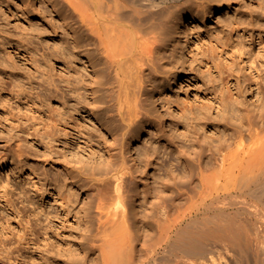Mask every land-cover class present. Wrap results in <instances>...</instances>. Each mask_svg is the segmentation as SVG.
I'll return each mask as SVG.
<instances>
[{
  "label": "rangeland",
  "instance_id": "obj_1",
  "mask_svg": "<svg viewBox=\"0 0 264 264\" xmlns=\"http://www.w3.org/2000/svg\"><path fill=\"white\" fill-rule=\"evenodd\" d=\"M2 1L0 264H102L99 251L92 247L97 240L117 242L134 231L141 242L149 239L158 231L153 219L157 203L181 201L193 180L185 176L183 162L178 163L175 146L188 142L183 133L192 116L189 111L200 107L209 111L211 106L208 114L214 123L207 127L211 135L229 125V132L246 128L248 115L263 108L264 85L258 77L254 82L251 71L255 67L264 74V0L173 2L172 17L162 30L165 40L155 52L161 56L156 63L165 72L146 69V77L158 75L153 77V91L151 86L145 90L150 121L138 117L129 128L132 138L125 135L128 128L118 114V94L104 98L97 89L92 50L79 47L86 37L79 32V15L75 18L73 9L60 0ZM149 46L141 40L138 51ZM229 81L234 92L240 86L249 114L221 109ZM131 84L133 88L134 78ZM223 117L226 125L220 121ZM250 142L248 138L245 145ZM154 149L157 159L148 165L146 155ZM123 157L132 171L126 188L134 231L121 226L116 192L112 186L104 187L102 179L107 176L100 173ZM100 196L105 206L102 230L96 213ZM243 220L246 225L256 223ZM243 239L245 243L247 237ZM263 246L264 242L257 251L261 253ZM249 247H241V264L253 262ZM262 255L264 263V251ZM222 256L216 251L206 255L217 261Z\"/></svg>",
  "mask_w": 264,
  "mask_h": 264
},
{
  "label": "bare ground",
  "instance_id": "obj_2",
  "mask_svg": "<svg viewBox=\"0 0 264 264\" xmlns=\"http://www.w3.org/2000/svg\"><path fill=\"white\" fill-rule=\"evenodd\" d=\"M60 1L73 9L75 18L79 15L82 25L79 32L86 33H80L86 37L79 41V47L90 49V52L92 50L94 66L98 67L96 85L101 96L106 98L113 96V92L118 94V114L126 123V128L129 129L133 124H137V118L142 115L145 121H150V116L145 115L150 111L146 107L148 99L145 90L151 86L148 89L153 91L154 82L156 83L154 78L158 75L146 77L145 71L152 67L151 70L156 73L165 72V69H159L161 65L156 61L159 62L161 56L155 52L161 48L160 42L165 40L162 30L172 17L171 8L175 0ZM24 11L27 12V9ZM1 12L3 14L4 11ZM1 28L0 26V31ZM144 39L150 46L145 52H140L138 43ZM138 54L139 59H137ZM129 62L132 66L128 64ZM146 65L148 66L145 68ZM254 70L256 68L252 67L251 76L253 79L256 78L254 82L257 84L258 78H261L260 82L264 85V74L256 70L258 73L255 76ZM133 78L135 86L131 88ZM237 80H239L238 76ZM244 83L247 86L248 80L245 79ZM231 84V81L226 84L228 97L222 99L221 109L230 108L236 114L242 111L249 114L248 108L242 101L243 91L239 86L238 91L234 92ZM261 89L264 93V86ZM200 108L198 113H196L198 110L189 111L192 116L186 123L187 132L183 133L188 138L186 139L188 142L185 141L184 146L183 144L181 146L175 141L177 148L175 149L179 153L178 163L183 162L185 176L193 180L181 193L183 194L181 201L171 204L167 201L157 203L153 216L158 227L157 234L141 242L142 239L137 238L136 232L131 227L133 224L130 223L126 183L132 171L126 158L123 157L122 162L118 164L109 163L100 171L102 175L107 176L102 179L104 187L112 186L116 192V209L120 210L121 226L134 231V233L125 231L127 235L125 237L122 235L123 238L119 241L118 238L114 240L117 242L103 238L92 244V247L99 251L98 257L101 258L102 264H233L241 261L240 254L243 251L241 249L243 245L249 247L245 246L249 243L248 249L252 250L251 253L246 250L247 248H244V251H249L252 255L254 262L252 264H264L259 256L262 255L264 248L261 253L256 249L262 247L264 242L262 234L264 233L262 230L264 229V111H262L264 103L259 113L254 109L251 115H248L246 128L232 129L229 132L232 127L229 125L224 130L220 128L213 130L216 134L211 135L207 134V127L214 123L208 114L212 110L211 106H208L209 111ZM184 114L183 116L187 117V114ZM220 121L225 125L228 123L226 117ZM128 129L125 135L132 138V130ZM217 134L219 135L215 138ZM248 138L251 142L246 146L245 142ZM237 143V147H234ZM157 153V149L147 153L145 160L148 165L156 161L157 158L154 156ZM155 196L159 197L160 192H156ZM102 199L100 196L96 207V213L100 216V229L105 226L101 221L105 216ZM115 214L118 215V212ZM242 218L246 221L256 220V223L251 221L253 223L251 224L248 221L246 225L244 220L241 222ZM258 222L262 223L260 224L262 233L259 231V225L256 226ZM250 224L251 226H248ZM242 225H246L247 229L245 230ZM243 230L245 233L247 231L248 236L241 233ZM243 235L247 237V241L245 240L247 243H243L245 237ZM215 251L223 255L224 263L223 260L217 261L213 257H206L207 254ZM247 254V257L251 256ZM239 262L238 264H241Z\"/></svg>",
  "mask_w": 264,
  "mask_h": 264
}]
</instances>
